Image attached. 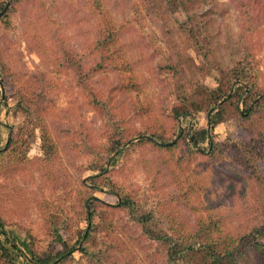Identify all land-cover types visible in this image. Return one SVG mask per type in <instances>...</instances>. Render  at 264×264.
<instances>
[{
	"label": "rangeland",
	"instance_id": "obj_1",
	"mask_svg": "<svg viewBox=\"0 0 264 264\" xmlns=\"http://www.w3.org/2000/svg\"><path fill=\"white\" fill-rule=\"evenodd\" d=\"M242 59L264 92V0H9L0 15L4 229L37 252L58 247L54 231L74 243L89 201L96 225L65 264H187L168 262L166 245L119 199L185 242L201 228L240 235L264 224V98L245 112L233 96L210 146L188 138L205 127L204 112L169 115L176 94L214 85L217 67ZM246 255L243 264H264Z\"/></svg>",
	"mask_w": 264,
	"mask_h": 264
},
{
	"label": "trees",
	"instance_id": "obj_2",
	"mask_svg": "<svg viewBox=\"0 0 264 264\" xmlns=\"http://www.w3.org/2000/svg\"><path fill=\"white\" fill-rule=\"evenodd\" d=\"M201 49L199 46L195 48V51L198 53ZM213 63L217 65L216 62ZM217 69L221 77L215 79L214 85L207 86L204 82H200L193 89L190 88L187 92L176 94L175 99L178 103L169 110L171 117L194 118L201 112L205 113V127H192V132L188 134L189 143L192 146H196L198 142H206L209 146L212 144V134L215 128L225 119L223 106L231 101L233 96H240L239 101L238 98L236 99L235 108L238 110L239 105L243 104L246 107L243 109L245 112L250 109L249 105L254 100L259 101L264 98V92H255V82L249 81V78L252 80L249 61L237 60L234 66L227 68L219 66ZM230 90L231 92H229ZM238 90H240L239 93ZM247 101L249 102L247 103ZM195 134H198V137H194ZM48 140L46 134H41V147L46 156L51 151ZM155 143L162 146L169 144L167 142ZM118 145H116V149ZM2 152L0 151V154ZM112 162H114V158L110 159L109 164ZM119 204L127 210L129 217L140 225L142 233L147 238L166 245V260L168 262H175L180 259L184 263L191 260L187 264H243L244 255L250 251L253 253V257L262 258L264 263V242L256 238L264 230V224L252 229L247 234L240 235L229 233L221 235V233L216 232L218 231L217 228H207L206 230L201 228L195 233L198 240L194 238V242H185L153 227L151 214L137 211L133 201L122 198L119 199ZM84 207L86 225L81 229L79 239L75 240L74 243H68L57 231H54L53 243H57L58 247L50 246L49 249L41 252L32 250L24 240H16L15 236L4 229L0 222V235L2 236L0 237V264H65L72 259L73 252H85V248L79 243L82 238L87 239L90 230L95 227L96 212L89 201L84 202Z\"/></svg>",
	"mask_w": 264,
	"mask_h": 264
},
{
	"label": "water",
	"instance_id": "obj_3",
	"mask_svg": "<svg viewBox=\"0 0 264 264\" xmlns=\"http://www.w3.org/2000/svg\"><path fill=\"white\" fill-rule=\"evenodd\" d=\"M8 3H9V0L6 1V3H5L4 6L2 7V9L0 10V15L5 11V9H6L7 5H8ZM1 95H2V94H1ZM30 262H31V261H30Z\"/></svg>",
	"mask_w": 264,
	"mask_h": 264
}]
</instances>
